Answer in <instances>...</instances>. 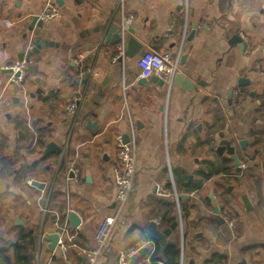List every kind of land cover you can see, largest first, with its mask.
Instances as JSON below:
<instances>
[{"label": "crops", "instance_id": "0c3cea01", "mask_svg": "<svg viewBox=\"0 0 264 264\" xmlns=\"http://www.w3.org/2000/svg\"><path fill=\"white\" fill-rule=\"evenodd\" d=\"M47 1L0 0V250L6 251L0 264H87L76 249L67 257L52 250L45 236L68 219L71 234L81 238L78 244L94 246L101 217L118 210L119 135L137 143L134 187L96 264H119L120 254L143 248L148 252L137 262L151 258L157 248L163 254L171 245L162 251L145 233L157 220L160 230L182 225L168 238L178 245V264H264V51L257 47L264 42V0H124L123 5L63 0L62 7L53 0L62 17L28 32ZM125 15L135 19L130 37L145 51L160 53L179 49L187 23L181 74L193 89L140 85L141 55L113 62L116 44L106 43L108 31L101 29L121 23ZM174 21L178 34L167 37ZM201 23L210 29L189 39ZM37 39L52 47L30 56ZM21 52L34 69L20 83L7 69ZM77 62L94 70L86 84L76 76ZM241 79L249 81L246 86ZM76 89L83 103L67 115ZM236 90L242 99H235ZM88 119L98 123L96 134L86 129ZM222 134L246 169L238 172L226 152L216 153L213 144L217 147ZM40 136L45 145L35 150ZM50 142L63 153L44 155ZM72 167L79 171L78 181ZM34 182L45 186L39 189ZM72 212L80 218L77 231ZM222 214L238 222L236 238L221 222ZM22 231L36 234L28 262L14 255Z\"/></svg>", "mask_w": 264, "mask_h": 264}, {"label": "built area", "instance_id": "2783aa9c", "mask_svg": "<svg viewBox=\"0 0 264 264\" xmlns=\"http://www.w3.org/2000/svg\"><path fill=\"white\" fill-rule=\"evenodd\" d=\"M118 3H124V0H117ZM61 11L57 5L53 3V0H48L46 6L39 15V20L42 22H49L54 18H61ZM187 18V14H186ZM134 16L125 15L121 21L122 36L121 40L116 44L113 62H124L126 60V52L128 41L130 38V28L134 23ZM209 30L210 27L204 23L198 24L195 28L197 32L202 30ZM178 34V24L174 21L171 23L167 37L176 36ZM182 45L179 49L173 53L172 51L166 52H155L148 50L143 56L140 57L138 61V67L140 70V77L144 79H150L155 76L165 85L171 87L173 85L174 79L178 74H181V57L183 50V43L187 37V23L185 28L181 31ZM241 39L247 45L249 44V39L246 35H241ZM249 46V45H248ZM258 49L264 51V42L258 44ZM26 57V56H25ZM22 60H16L8 69H12L14 78L18 81L23 82L26 79V76L29 73V67L31 62L27 58ZM78 63V62H77ZM93 68L84 67L78 63V68L76 70V76L80 79L84 78L86 75L91 77L93 75ZM19 73V77H15V74ZM128 89L127 84H123L120 87L123 93ZM235 99H242V93L239 90L234 92ZM84 96L79 89L74 90L73 97L71 101L66 105L67 115H72L76 113L80 105L83 103ZM238 103V102H237ZM116 161L117 166L114 170L115 178V202L118 207L115 215H105L102 216L100 222L93 234L92 240L94 242L93 247H82L76 243V238L78 237L77 233L71 234L69 229L68 219L63 221V223H56L55 233L59 236L57 250L62 254V256L67 257V254L71 249H76L84 256L87 260V264H96L98 259L102 256L104 249L108 245L113 229L117 223V217L121 208L128 201L131 193L133 192L134 187V178L136 174V161H137V143L133 141L132 143L124 141L122 135L117 136L116 138ZM241 169H246L248 167L247 163L240 164ZM71 175L75 181H78L79 171L76 167L71 168ZM31 183V181H29ZM262 210H264V189H262ZM224 224L227 226L229 232L233 237L238 235V222L236 219L226 215H220ZM159 224V220L156 221ZM180 227L182 225L180 223ZM79 228L77 227L75 231ZM54 234V233H53ZM183 250V242L181 246V251ZM137 253L136 250L131 251L130 253L120 254L119 264H152L150 257L145 258L143 261H134L132 258Z\"/></svg>", "mask_w": 264, "mask_h": 264}, {"label": "water", "instance_id": "95a60500", "mask_svg": "<svg viewBox=\"0 0 264 264\" xmlns=\"http://www.w3.org/2000/svg\"><path fill=\"white\" fill-rule=\"evenodd\" d=\"M56 3L60 7L64 5L63 0H56ZM36 27H38L39 29L44 28V22L39 20V16L34 17L32 23L30 24V28L28 32H32L33 29H35ZM106 30L108 31V33L105 34L106 43H111L112 45H114V44H117L121 40L122 28H121L120 23L112 25L110 27L107 24L103 25L101 31L105 32ZM129 33L130 35L135 34L133 27L130 28ZM195 34H196V30L192 29L188 38L191 39ZM48 47H52V45L48 43L47 41H43L42 39H37L35 40L34 46L30 48L28 55L39 57L41 54V51L44 48H48ZM145 52L146 51L144 50V46L142 43H140L135 37L129 38L127 52H126L127 58L133 59L137 57L138 55L143 56ZM25 54H26L25 52H21L18 59L22 60L25 57ZM33 69H34L33 66L29 67L30 72H32ZM7 72L13 74L12 69H7ZM19 76H20L19 73L15 74V77H19ZM87 78L88 76L86 75L83 80L80 81V79H77L76 82L79 83L80 81V83L86 84ZM248 82L249 81L247 79H241L239 84L241 86H244V85L246 86ZM138 83L140 85H146L148 83H153V84L158 85L160 88H163L165 86L164 82L155 76L151 77L150 79H144V78L140 79ZM173 85L177 87L182 86L184 88H187L188 90H190V88L193 89L192 87L193 85L190 83V81L185 79V77L182 74H178L175 77ZM92 117H96V116L93 115ZM86 129H88L92 134H96L98 132V123H92V120L88 119ZM220 139H222V141L217 145V147H215V144L217 142H214L213 144V148L216 150V153L222 156L226 152L231 157V159L235 162L236 170L240 172L241 171V167H240L241 161H240L239 155L236 153V147L231 142L226 141L224 139L223 134L220 135ZM124 141L126 143L129 141V138L126 135H124ZM239 145L243 150H245L247 141L242 140L239 142ZM53 152L63 153V149L61 146H59L58 144L54 142L47 143L46 149L44 151V155H49ZM33 185L35 187H38L39 189H43L45 186L44 184H40L38 182H34ZM242 199L248 211H251L252 207L250 206V203L247 197L244 195ZM216 213H219V211H217ZM70 221L72 223L73 229L77 228V226L80 224V218L74 212L70 214ZM221 222L224 223L223 220H221ZM157 226H158L157 222L155 221L150 222L145 229V233L148 235L150 239L157 241L161 245V250L163 251L167 245H174V242L168 241V238L170 237L171 233L180 226H179V222H174L169 228L165 230H160ZM45 239L46 241L49 242V247L52 250L57 249L59 236L56 233L51 234V235H46ZM147 252H148V248L141 249L139 253H136L134 255L132 260L135 261L139 256L144 257L147 254ZM119 259H118V262H119Z\"/></svg>", "mask_w": 264, "mask_h": 264}, {"label": "trees", "instance_id": "16d2710c", "mask_svg": "<svg viewBox=\"0 0 264 264\" xmlns=\"http://www.w3.org/2000/svg\"><path fill=\"white\" fill-rule=\"evenodd\" d=\"M33 137H32L31 143H33ZM44 145H45V140L43 136H40L38 137L35 143V147L33 149L35 150L42 149ZM25 170L27 171L28 169L26 168ZM171 212H172V209H171ZM18 238H19L18 243L13 246L15 258L18 262H20L22 259L28 262V258H29L28 253L35 246L36 234L33 231H22L19 233ZM76 239H77L76 243H78L81 238L78 236ZM175 244L169 246L163 254H161L159 249L157 248L155 250V253L151 257V261L155 263V262H160V260L164 259L165 264H178L179 250H178V245L177 244L175 245ZM4 252L6 251L0 250V254Z\"/></svg>", "mask_w": 264, "mask_h": 264}]
</instances>
